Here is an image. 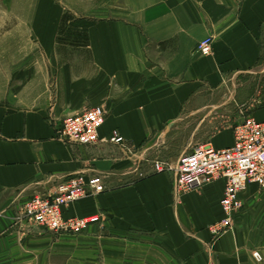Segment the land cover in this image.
Returning <instances> with one entry per match:
<instances>
[{
    "label": "crops",
    "instance_id": "obj_1",
    "mask_svg": "<svg viewBox=\"0 0 264 264\" xmlns=\"http://www.w3.org/2000/svg\"><path fill=\"white\" fill-rule=\"evenodd\" d=\"M33 5L24 27L35 44L17 50L15 88L0 97V264H264V192L248 186L232 229L213 239L224 182L176 199L173 171L146 158L186 122L193 135L208 132L218 90L221 115L264 122V0H100L65 21L61 1ZM206 36L212 54L200 56ZM97 106L106 109L99 139L116 130L125 149L57 138L65 118ZM220 135L208 143L231 146L232 134ZM76 173L102 176L106 189L64 216L101 214V227L58 235L14 221L28 199Z\"/></svg>",
    "mask_w": 264,
    "mask_h": 264
},
{
    "label": "built area",
    "instance_id": "obj_2",
    "mask_svg": "<svg viewBox=\"0 0 264 264\" xmlns=\"http://www.w3.org/2000/svg\"><path fill=\"white\" fill-rule=\"evenodd\" d=\"M213 38L206 36L196 46L200 56L212 54ZM106 118L104 106L87 109L78 115L65 118L57 129V138L79 146L111 143L125 149V140L112 131L106 140L99 139L98 131ZM233 143L229 147L214 148L211 144L196 145L189 154H183L176 166L166 169L156 160L152 168L157 173L173 171L175 177L172 191L176 199L216 181L224 182L219 201L222 217L208 227L213 239H218L232 229L234 218L243 209L241 195L248 186L254 185L264 192V122L251 116H243L232 127ZM102 176H87L76 173L58 184L49 195H35L28 199L18 214L27 223L42 230L58 234L77 236L90 226L101 227L104 217L94 214L83 218L65 217L64 209L70 204L105 191ZM256 261L258 253H253Z\"/></svg>",
    "mask_w": 264,
    "mask_h": 264
},
{
    "label": "rangeland",
    "instance_id": "obj_3",
    "mask_svg": "<svg viewBox=\"0 0 264 264\" xmlns=\"http://www.w3.org/2000/svg\"><path fill=\"white\" fill-rule=\"evenodd\" d=\"M59 1L64 3L67 8H70L65 15L69 19L73 17L82 18L86 15L88 9L95 7L98 1L100 2V0ZM33 2L34 0H0V97L12 94L11 90L15 88L13 83L16 81V72L11 67L16 61L17 50L19 51L20 48L24 47L31 51L32 45L35 44L24 27L25 24H29L25 20L34 13L35 9H38V7H34ZM67 28V26L64 27V30ZM8 65L9 67H7ZM232 90L233 87H228V99L232 94ZM215 96L217 98L215 104L218 106V114H214L211 111L210 118H206L213 124L211 129L208 132L202 130V133L197 132V134L193 135L192 124L187 127L188 122H186L183 127H178V130L163 133L159 139L153 141L147 153L146 158L151 166L154 161L159 160L165 163L164 167L167 170L172 169L176 166L178 158L183 154H189L196 145L210 144L208 140L220 133L223 135H220L222 138L225 137L227 132L232 134V127L239 117L234 116L227 119L221 115L219 113L221 108L219 107L225 102L223 100L224 94L218 90ZM200 120L203 124V119L201 118ZM202 129H204L203 126ZM18 212L14 213V221L26 222L19 216Z\"/></svg>",
    "mask_w": 264,
    "mask_h": 264
},
{
    "label": "trees",
    "instance_id": "obj_4",
    "mask_svg": "<svg viewBox=\"0 0 264 264\" xmlns=\"http://www.w3.org/2000/svg\"><path fill=\"white\" fill-rule=\"evenodd\" d=\"M62 20L65 21L66 20V16Z\"/></svg>",
    "mask_w": 264,
    "mask_h": 264
}]
</instances>
